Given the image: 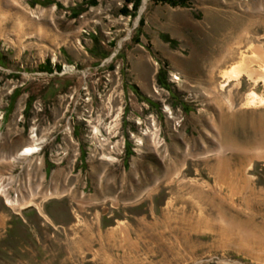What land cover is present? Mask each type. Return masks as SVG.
<instances>
[{
	"label": "rangeland",
	"instance_id": "obj_1",
	"mask_svg": "<svg viewBox=\"0 0 264 264\" xmlns=\"http://www.w3.org/2000/svg\"><path fill=\"white\" fill-rule=\"evenodd\" d=\"M36 1L0 0V264H264V0Z\"/></svg>",
	"mask_w": 264,
	"mask_h": 264
},
{
	"label": "bare ground",
	"instance_id": "obj_2",
	"mask_svg": "<svg viewBox=\"0 0 264 264\" xmlns=\"http://www.w3.org/2000/svg\"><path fill=\"white\" fill-rule=\"evenodd\" d=\"M263 67H264V64H263ZM241 70H235V71H232V73L230 72L229 73V76H237V74L240 72ZM226 73H224V75H225ZM227 75V74H226ZM262 76L261 77H263L264 78V70H262V74H261ZM253 96V95H252ZM250 97L248 100H247V102L245 103L247 106H250V105H252V103L254 102V100H255V97L253 98V97ZM261 100H263V99H259V101H261ZM32 138H34V135H32L31 136ZM36 145V142H35V144H33V145H26L22 150H21V152L20 153H18V157H16V158H19L21 155H26L27 153H31V152H33V151H35V150H37V147L35 146ZM15 159V158H14ZM3 185V184H2ZM7 189H8V186L5 184V185H3V186H1V188H0V193H2L5 197H6V202L9 204V205H12V206H15V205H19V204H21L19 201V199L17 198V197H13V198H9L8 197V193H7ZM50 195H52L51 193H49V195H47V196H50ZM221 215V214H220ZM122 225V224H121ZM122 227V226H121ZM120 228V227H119ZM91 235V234H90ZM108 236V235H107ZM109 239H110V237H109ZM104 241V240H103ZM122 241V240H121ZM124 241H126V242H128V246H130V247H132V248H134V249H136L137 248V242H130V240H124ZM103 243V242H102ZM107 243V242H106ZM109 243V242H108ZM113 244V243H112ZM99 246H102V245H99ZM104 246V245H103ZM110 248V247H109ZM100 252V251H99ZM130 252V251H129ZM128 252V253H129ZM100 254V253H99ZM113 255V254H112ZM105 256V255H104ZM108 256V255H107ZM116 256V255H115ZM114 256V257H115ZM127 257H129L130 258V255H127ZM100 258V257H99ZM125 256H124V258H123V260H124V262H125ZM123 260H121V261H123ZM127 260V259H126ZM102 261H105V260H103L102 259ZM111 261V260H110ZM117 261V259L115 260V262ZM128 261V260H127ZM108 262V261H107ZM127 264V263H126Z\"/></svg>",
	"mask_w": 264,
	"mask_h": 264
},
{
	"label": "trees",
	"instance_id": "obj_3",
	"mask_svg": "<svg viewBox=\"0 0 264 264\" xmlns=\"http://www.w3.org/2000/svg\"><path fill=\"white\" fill-rule=\"evenodd\" d=\"M152 1L166 3V4H168V5L172 6V7L188 6V0H152ZM36 2H37L36 0H32L31 3H36ZM88 2H89L90 5H93V4H96L97 0H89ZM125 2H131L134 13L137 12V10H138V8H139V6L141 4V0H125ZM122 11L125 12V13L129 12L128 9H126V8L123 9ZM141 24H142V20H140V25ZM136 33L138 34V32H136ZM134 40H137V38H135ZM160 76H161V73H159V75H158V81L162 85L164 83H163V81H162ZM166 87H167V85H166Z\"/></svg>",
	"mask_w": 264,
	"mask_h": 264
}]
</instances>
